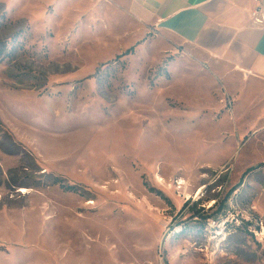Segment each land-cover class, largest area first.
Returning <instances> with one entry per match:
<instances>
[{"label":"rangeland","instance_id":"1","mask_svg":"<svg viewBox=\"0 0 264 264\" xmlns=\"http://www.w3.org/2000/svg\"><path fill=\"white\" fill-rule=\"evenodd\" d=\"M216 62L112 0H0V264H264V82Z\"/></svg>","mask_w":264,"mask_h":264},{"label":"crops","instance_id":"2","mask_svg":"<svg viewBox=\"0 0 264 264\" xmlns=\"http://www.w3.org/2000/svg\"><path fill=\"white\" fill-rule=\"evenodd\" d=\"M144 28L264 82V0H112ZM260 10V21L253 12ZM218 58V59H217ZM216 62V63H217Z\"/></svg>","mask_w":264,"mask_h":264},{"label":"trees","instance_id":"3","mask_svg":"<svg viewBox=\"0 0 264 264\" xmlns=\"http://www.w3.org/2000/svg\"><path fill=\"white\" fill-rule=\"evenodd\" d=\"M133 50H134V47L130 48L126 53H129V52H131ZM57 179L59 180V178H57ZM66 188L68 190H74L75 185L74 184H69V185L66 186ZM197 214H200V211L199 210L197 211Z\"/></svg>","mask_w":264,"mask_h":264},{"label":"built area","instance_id":"4","mask_svg":"<svg viewBox=\"0 0 264 264\" xmlns=\"http://www.w3.org/2000/svg\"><path fill=\"white\" fill-rule=\"evenodd\" d=\"M260 12H261L260 10H255V11L253 12V16L255 17V20H257V21H260V19H261V18H260L261 16L259 15Z\"/></svg>","mask_w":264,"mask_h":264},{"label":"bare ground","instance_id":"5","mask_svg":"<svg viewBox=\"0 0 264 264\" xmlns=\"http://www.w3.org/2000/svg\"><path fill=\"white\" fill-rule=\"evenodd\" d=\"M199 193V192H198Z\"/></svg>","mask_w":264,"mask_h":264}]
</instances>
